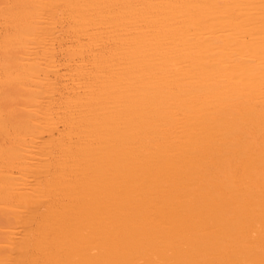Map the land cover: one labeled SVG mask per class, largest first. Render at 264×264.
Listing matches in <instances>:
<instances>
[{
    "label": "bare ground",
    "instance_id": "1",
    "mask_svg": "<svg viewBox=\"0 0 264 264\" xmlns=\"http://www.w3.org/2000/svg\"><path fill=\"white\" fill-rule=\"evenodd\" d=\"M0 264H264V0H0Z\"/></svg>",
    "mask_w": 264,
    "mask_h": 264
}]
</instances>
